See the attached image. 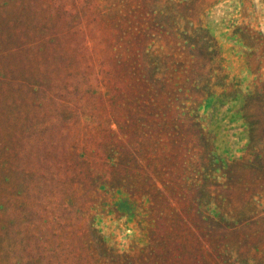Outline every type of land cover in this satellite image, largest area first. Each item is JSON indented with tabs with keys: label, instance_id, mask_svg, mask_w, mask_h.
<instances>
[{
	"label": "rangeland",
	"instance_id": "374dc122",
	"mask_svg": "<svg viewBox=\"0 0 264 264\" xmlns=\"http://www.w3.org/2000/svg\"><path fill=\"white\" fill-rule=\"evenodd\" d=\"M0 264H264V0H0Z\"/></svg>",
	"mask_w": 264,
	"mask_h": 264
}]
</instances>
